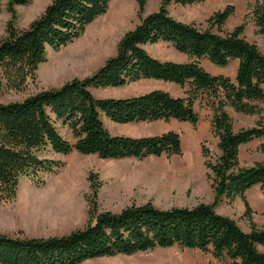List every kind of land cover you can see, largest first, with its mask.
Wrapping results in <instances>:
<instances>
[{
    "label": "trees",
    "instance_id": "obj_1",
    "mask_svg": "<svg viewBox=\"0 0 264 264\" xmlns=\"http://www.w3.org/2000/svg\"><path fill=\"white\" fill-rule=\"evenodd\" d=\"M112 0H53L26 29L17 30L13 20L0 40V94L20 92L36 78L47 62L48 49L58 50L81 37L86 28L106 14ZM205 0H161L158 10L144 15L148 0H137L140 22L120 39L117 52L86 79H73L59 88L32 95L21 102L0 103V204L17 196L23 178L37 187L43 175H56L65 164L43 153L69 156L77 152L101 160L143 161L173 158L183 153L181 135L125 137L112 135L101 116L119 125L177 121L194 126L200 122L197 103L206 101L213 111V134L219 156L207 160L215 200L191 208L159 209L148 203L127 207L119 213L99 212L96 197L100 184L91 174L94 193L89 223L68 235L50 238L12 237L0 234V264H83L99 258L132 256L175 246L209 253L224 264H264V227L253 218L247 193L264 188V163L244 167L242 146L261 141L264 152V117L253 127L236 130L228 113L260 115L264 103V52L244 35L245 26L222 32L234 6L216 11L201 28L170 14L172 3L191 5ZM30 0H9L12 10ZM259 32L264 35V0L252 10ZM217 28L218 31H214ZM171 43L188 55L190 62L160 61L146 44ZM202 58L217 66L238 62L235 79L210 74ZM144 80L175 84L187 89L184 97L164 90L123 99H97L93 90L120 88ZM59 124L67 127L74 142L64 138ZM205 159L210 151L202 147ZM240 198L245 206L249 232L230 217L220 215L222 200Z\"/></svg>",
    "mask_w": 264,
    "mask_h": 264
},
{
    "label": "rangeland",
    "instance_id": "obj_2",
    "mask_svg": "<svg viewBox=\"0 0 264 264\" xmlns=\"http://www.w3.org/2000/svg\"><path fill=\"white\" fill-rule=\"evenodd\" d=\"M9 0H0V40L8 34V23L12 20L17 30L29 24L45 10L53 0H30L27 5L8 6ZM257 0H205L202 3L181 5L172 3L168 9L175 18L195 23L201 28L209 26L207 19L228 5L234 6L233 15L223 25V31L244 25L243 35L264 52V35L253 19L252 10ZM161 0H148L144 15L156 11ZM140 22L137 0H112L106 14L90 24L84 34L74 42L58 50L48 49L47 62L40 65L34 80H29L23 91L4 89L0 103L21 102L39 92L56 89L73 79H86L97 72L117 52L123 35ZM214 31H218L217 28ZM146 50L160 61L176 63L190 62L191 58L179 52L171 43L146 44ZM205 70L214 76L235 79L238 62L228 67H217L207 58L200 61ZM155 90L170 92L184 97L187 89L175 84L155 80H144L120 88L93 90L97 99H123L143 95ZM260 115H245L228 109L236 130L255 126L264 117V103L260 104ZM200 122L194 126L177 121L119 125L101 116L112 135L146 137L175 131L181 135L183 153L173 158H148L143 161L129 159L105 161L97 156H84L77 152L69 156L55 157L46 151L42 155L62 161L65 166L56 175H43L45 185L37 187L28 178L21 180L17 196L9 203L0 204V234L12 237L50 238L61 237L84 229L89 223L90 202L94 198L89 181L93 173L100 184L96 197L99 212L119 213L127 207L153 206L167 210L191 208L198 204H212L215 194L211 172L206 161H215L219 156L218 138L213 134V111L206 101L197 103ZM64 138L74 142L72 132L59 124ZM260 142L241 148L240 162L244 167L264 163V152ZM209 149L205 159L202 147ZM247 197L253 218L259 227H264V188L257 186ZM217 213L233 219L244 231L250 225L245 218V206L241 199L222 200L216 206ZM264 252V247H259ZM83 264H224L197 249L175 246L156 249L132 256L99 258Z\"/></svg>",
    "mask_w": 264,
    "mask_h": 264
},
{
    "label": "crops",
    "instance_id": "obj_3",
    "mask_svg": "<svg viewBox=\"0 0 264 264\" xmlns=\"http://www.w3.org/2000/svg\"><path fill=\"white\" fill-rule=\"evenodd\" d=\"M254 142H257V141H254ZM252 143H253V142H252ZM261 143H262V142H260V145H261ZM242 147H243V146H242ZM55 155H56V154H55ZM55 157H58V158H59V157H64V155L57 154ZM253 189H254V188H253ZM250 191H251V190H250ZM250 191H249V192H250ZM249 192L247 193V197H248V198H249V196H248ZM237 199H240V198H237ZM237 199H236V200H237ZM225 201H228V200H225ZM220 214H221V213H220Z\"/></svg>",
    "mask_w": 264,
    "mask_h": 264
}]
</instances>
